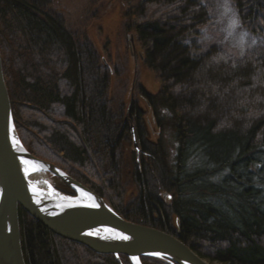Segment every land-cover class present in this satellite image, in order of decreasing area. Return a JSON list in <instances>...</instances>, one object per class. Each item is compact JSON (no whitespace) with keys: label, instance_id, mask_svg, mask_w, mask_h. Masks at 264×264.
I'll list each match as a JSON object with an SVG mask.
<instances>
[{"label":"trees","instance_id":"obj_1","mask_svg":"<svg viewBox=\"0 0 264 264\" xmlns=\"http://www.w3.org/2000/svg\"><path fill=\"white\" fill-rule=\"evenodd\" d=\"M233 1L244 26L263 34L264 0ZM48 2L0 0L4 75L27 149L125 219L169 232L213 263L264 264V56L189 42L212 20L205 1L133 5L132 27L161 82L157 93H142L162 132L156 141L137 102L114 110L102 56ZM132 127L140 156L127 158ZM53 177L58 190L77 194ZM19 216L27 264H133L56 234L22 206Z\"/></svg>","mask_w":264,"mask_h":264},{"label":"water","instance_id":"obj_2","mask_svg":"<svg viewBox=\"0 0 264 264\" xmlns=\"http://www.w3.org/2000/svg\"><path fill=\"white\" fill-rule=\"evenodd\" d=\"M132 129L139 157L140 146L135 128ZM39 171L62 178L77 194L55 187L43 191L29 179L30 174ZM20 206L56 234L99 253L128 255L133 264H143L145 256L165 258L175 264H216L169 232L125 219L103 197L59 165L27 149L15 126L0 45V264H27Z\"/></svg>","mask_w":264,"mask_h":264},{"label":"rangeland","instance_id":"obj_3","mask_svg":"<svg viewBox=\"0 0 264 264\" xmlns=\"http://www.w3.org/2000/svg\"><path fill=\"white\" fill-rule=\"evenodd\" d=\"M48 1L47 10L61 16L78 40L88 37L102 56L103 64L111 73L110 96L114 110L127 111L132 103L137 102L147 113L150 137L157 141L162 132L142 93L143 90L157 93L161 82L144 60L145 48L128 14L140 0ZM202 1L210 4L212 20L189 42L200 43L203 50L217 44L237 57L252 51L264 56V33H253L244 26L233 0ZM172 149L171 143L169 150ZM134 150L132 141L131 145H127V158ZM51 177L54 185L60 184L57 178ZM131 193H135V188Z\"/></svg>","mask_w":264,"mask_h":264},{"label":"bare ground","instance_id":"obj_4","mask_svg":"<svg viewBox=\"0 0 264 264\" xmlns=\"http://www.w3.org/2000/svg\"><path fill=\"white\" fill-rule=\"evenodd\" d=\"M133 141H134V138H133ZM139 142V141H138ZM135 145V143H134ZM140 146V144H139ZM135 151H137L136 147H135ZM26 170H28V167L26 168ZM53 175L49 174V173H46L44 171H39V172H34L32 174L29 175V179L30 181L38 186L39 188H41L43 191H49V190H52V188L55 187L54 185V181L52 180V177ZM56 188V187H55ZM178 238V237H177ZM180 239V238H179ZM76 242V241H75ZM184 242V241H183ZM80 243V242H78ZM83 244V243H81ZM85 245V244H83ZM87 246V245H86ZM89 247V246H87ZM90 248V247H89ZM93 250V249H92ZM95 251V250H94ZM99 253V252H98ZM101 254H112V253H101ZM217 264V263H216Z\"/></svg>","mask_w":264,"mask_h":264}]
</instances>
